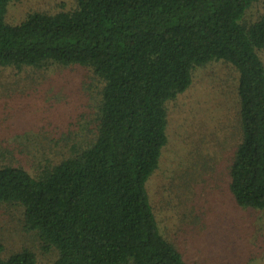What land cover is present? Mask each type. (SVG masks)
<instances>
[{
  "label": "trees",
  "instance_id": "1",
  "mask_svg": "<svg viewBox=\"0 0 264 264\" xmlns=\"http://www.w3.org/2000/svg\"><path fill=\"white\" fill-rule=\"evenodd\" d=\"M15 1L0 0V73L82 67L97 89L93 138L60 158L21 151L0 163V207L21 210L53 264H186L147 184L168 144L167 104L213 62L238 76L229 191L240 208L264 211V16L245 19L260 0H74L72 10L10 25ZM37 262L28 248L0 256Z\"/></svg>",
  "mask_w": 264,
  "mask_h": 264
},
{
  "label": "rangeland",
  "instance_id": "2",
  "mask_svg": "<svg viewBox=\"0 0 264 264\" xmlns=\"http://www.w3.org/2000/svg\"><path fill=\"white\" fill-rule=\"evenodd\" d=\"M75 6L74 0H17L5 20L17 25L32 12ZM261 16L263 0L245 19ZM237 77L223 61L199 67L190 89L167 104L168 144L147 191L163 235L186 264H264V211L240 208L228 186L237 139ZM96 93L91 72L82 67L0 73V163L15 162L21 151L60 158L71 145L93 138ZM34 238L23 229L21 210L0 207V256L28 248L38 264H53L55 254H43Z\"/></svg>",
  "mask_w": 264,
  "mask_h": 264
}]
</instances>
